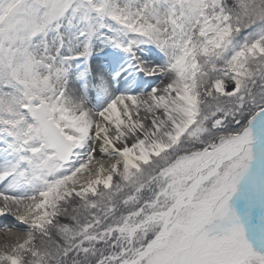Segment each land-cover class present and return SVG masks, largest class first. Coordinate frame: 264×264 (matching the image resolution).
<instances>
[{
  "label": "snow or ice",
  "instance_id": "6c2138e0",
  "mask_svg": "<svg viewBox=\"0 0 264 264\" xmlns=\"http://www.w3.org/2000/svg\"><path fill=\"white\" fill-rule=\"evenodd\" d=\"M0 264H264V0H0Z\"/></svg>",
  "mask_w": 264,
  "mask_h": 264
},
{
  "label": "bare ground",
  "instance_id": "6f19581e",
  "mask_svg": "<svg viewBox=\"0 0 264 264\" xmlns=\"http://www.w3.org/2000/svg\"><path fill=\"white\" fill-rule=\"evenodd\" d=\"M3 242H4V234L3 232H0V247L3 246Z\"/></svg>",
  "mask_w": 264,
  "mask_h": 264
}]
</instances>
